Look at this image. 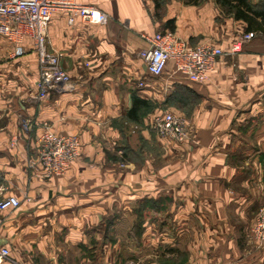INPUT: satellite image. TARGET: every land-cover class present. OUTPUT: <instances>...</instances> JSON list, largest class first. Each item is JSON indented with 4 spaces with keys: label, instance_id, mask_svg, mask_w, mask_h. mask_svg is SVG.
Here are the masks:
<instances>
[{
    "label": "crops",
    "instance_id": "crops-1",
    "mask_svg": "<svg viewBox=\"0 0 264 264\" xmlns=\"http://www.w3.org/2000/svg\"><path fill=\"white\" fill-rule=\"evenodd\" d=\"M76 1L109 20L70 25L67 13L53 15L48 49L62 54L71 82L43 101L33 48L14 57L0 38V186L21 201L0 242L17 264H264L251 234L264 205V36L251 33L207 83L173 63L154 79L142 35L174 21L192 47L229 49L247 25L223 17L215 0ZM177 84L198 97L188 111L167 103ZM133 96L154 109L131 119ZM170 112L186 119L188 143L151 128ZM46 130L81 142L68 172L51 180L28 166Z\"/></svg>",
    "mask_w": 264,
    "mask_h": 264
},
{
    "label": "built area",
    "instance_id": "built-area-1",
    "mask_svg": "<svg viewBox=\"0 0 264 264\" xmlns=\"http://www.w3.org/2000/svg\"><path fill=\"white\" fill-rule=\"evenodd\" d=\"M57 12L69 15L70 25L78 19L88 25H106L109 17L95 7L76 0H0V38L13 46V56L23 57L30 45L38 57L39 82L37 98L47 99L53 91H62L70 85L71 77L61 66V53L48 49L47 31ZM253 34L246 33L229 49L205 44L191 47L171 31L142 35L148 48L140 52L147 73L154 79L161 78L170 63L174 72L184 75L191 83H207L218 62L225 56L242 53L244 44ZM141 86L143 84H140ZM151 128L163 139L177 144L190 140L188 123L184 117L161 113L154 117ZM36 158L28 161L36 176L51 180L64 176L80 155L81 142L76 136H57L46 130L38 139ZM21 201L6 195L0 186V233L5 217L18 210ZM251 234L258 244H264V205L254 222ZM17 264L10 248L0 242V264Z\"/></svg>",
    "mask_w": 264,
    "mask_h": 264
},
{
    "label": "trees",
    "instance_id": "trees-1",
    "mask_svg": "<svg viewBox=\"0 0 264 264\" xmlns=\"http://www.w3.org/2000/svg\"><path fill=\"white\" fill-rule=\"evenodd\" d=\"M162 1L156 0L157 7H160V2ZM215 2L221 7L227 17L235 21L244 22L247 25V33H260L264 36V0H258L257 2L253 0H215ZM165 27L174 33V21H168ZM176 86L177 88L171 97L168 98L167 103L178 104L182 110L188 111L191 106L197 104L198 97L191 89L180 87L179 84ZM153 107L147 101L133 96V107L129 112V117L137 120L139 113L153 110Z\"/></svg>",
    "mask_w": 264,
    "mask_h": 264
},
{
    "label": "rangeland",
    "instance_id": "rangeland-1",
    "mask_svg": "<svg viewBox=\"0 0 264 264\" xmlns=\"http://www.w3.org/2000/svg\"><path fill=\"white\" fill-rule=\"evenodd\" d=\"M222 16L225 17V18L227 17V16L224 14L223 11H222ZM163 110H167V109H163Z\"/></svg>",
    "mask_w": 264,
    "mask_h": 264
}]
</instances>
